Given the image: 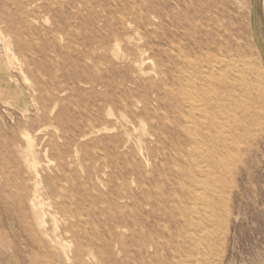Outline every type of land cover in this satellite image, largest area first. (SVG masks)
Listing matches in <instances>:
<instances>
[{
	"label": "rangeland",
	"instance_id": "374dc122",
	"mask_svg": "<svg viewBox=\"0 0 264 264\" xmlns=\"http://www.w3.org/2000/svg\"><path fill=\"white\" fill-rule=\"evenodd\" d=\"M252 3L0 0V264H264V0L254 27ZM218 12L233 56L222 100L237 110L217 142L206 102L204 143L175 145L182 96L200 108L193 82L172 95L174 59Z\"/></svg>",
	"mask_w": 264,
	"mask_h": 264
},
{
	"label": "bare ground",
	"instance_id": "6f19581e",
	"mask_svg": "<svg viewBox=\"0 0 264 264\" xmlns=\"http://www.w3.org/2000/svg\"><path fill=\"white\" fill-rule=\"evenodd\" d=\"M200 9L206 10L208 14H211V12H213L211 5H207V3L203 6H200ZM217 14L218 17L214 18L211 28H209L208 24H206L201 29L203 30V37L205 39L203 41H197L193 39L191 45V53L182 51L180 52L179 57L174 59L176 63L174 72H177V75L181 76L176 77V84L178 85V88L176 87L173 89L172 95H176V97L180 96L181 99V95L185 93L183 90H180V88L186 86V82H193V86L195 88L194 93L196 94L197 101L199 102L198 108H200L198 110L197 117H195L192 112L193 92L191 94H187V96H182L187 111L184 112L182 109H176V107L174 109L175 115L172 131L176 139V142H174L175 145L183 143L182 141H185L184 137H187L191 138V142L189 145V147H191L193 144L199 141L197 138H195L194 135H208L207 132L209 126L208 122H206V116L204 115L206 102L208 103V101H211V103L213 104V109L215 112L214 130L216 132L217 142H220L222 133V113L224 112L225 116L228 119H232L235 116V111L237 110L236 105H230L227 108V106L223 104L222 100L223 94L229 93V88L228 86H226L229 82V78L227 77L226 79H224V72L225 68H227V64H229V61L232 60L231 58H233V56H231L228 42H226L223 37L224 33L221 20L219 18V12ZM172 79L174 81V75L172 76ZM196 80L199 81L198 87L195 85ZM228 100L231 101L230 97L228 98ZM233 101L234 100L232 98V102ZM177 103L180 102L177 101ZM181 119L183 121H181ZM196 119H198V121ZM199 142L200 144L204 143L203 140ZM199 178L200 180L198 181ZM201 179H203V175L199 172V176H194L188 183V189L185 190V193L188 194L190 203L194 198L192 199V195H190L189 197V192H195V185L197 184L196 181H198L199 183L201 182ZM201 205L204 216H207V212L204 208L203 203H201ZM90 254L92 258L95 257L93 253Z\"/></svg>",
	"mask_w": 264,
	"mask_h": 264
},
{
	"label": "water",
	"instance_id": "95a60500",
	"mask_svg": "<svg viewBox=\"0 0 264 264\" xmlns=\"http://www.w3.org/2000/svg\"><path fill=\"white\" fill-rule=\"evenodd\" d=\"M251 12H252V23H253V27H254L255 0H253ZM253 32H254V28H253ZM254 38H255V40H257V39H256V36H255V33H254ZM261 55H262V57L264 58V55H263L262 53H261Z\"/></svg>",
	"mask_w": 264,
	"mask_h": 264
}]
</instances>
